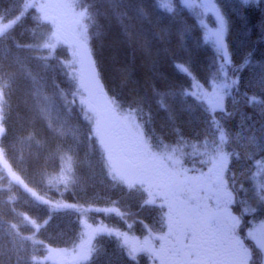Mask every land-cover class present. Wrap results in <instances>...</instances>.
Returning a JSON list of instances; mask_svg holds the SVG:
<instances>
[{
    "label": "trees",
    "instance_id": "16d2710c",
    "mask_svg": "<svg viewBox=\"0 0 264 264\" xmlns=\"http://www.w3.org/2000/svg\"><path fill=\"white\" fill-rule=\"evenodd\" d=\"M74 2L84 18L86 40L92 62H95L94 72L98 76L106 100L113 105L114 114L123 111L135 117L144 134L155 144L160 143L166 149H177L183 152L182 157L186 159V164L193 163L199 166V170L205 169V173L209 170L208 182L216 180L214 175H218V156L214 157V153H228L233 163L231 168L225 165L224 169L228 168L232 179L224 182L219 178V192H200L203 199L207 197V205L206 208L202 205L199 209L203 214L214 208L229 209L234 215L240 216L242 224L246 227L262 221L264 205L258 203L257 197L264 191V0H254L253 5L248 8H243L240 0H217V6L223 10L228 21L226 43L231 63L223 71L219 67L223 61L215 54L214 46L204 43V29L197 13L185 9L181 0H173L172 14L161 10L157 0ZM139 10H143L146 16H142ZM35 13L39 15L36 10ZM0 16L5 21L12 20L6 35L8 41L26 38L40 29L36 15L24 10V4L21 5L19 0H0ZM207 21L213 26L214 22L210 17ZM18 22H21V25H18ZM49 52L51 51L45 52L43 58L31 54L24 62L25 70L11 64L4 65V79L16 87V91L12 95L10 105L4 104L9 110L4 109L5 106L3 109L0 107V123L13 111L14 114L20 113L30 125L27 127L29 135L26 127H17L15 138L11 139L10 135L6 136L7 128H4L3 124L0 125V131H3L1 135L7 143L4 146V140L2 142L0 139V149L7 155L13 142L21 151L23 144L30 143L29 136L51 137L48 119L43 115V110L50 108L66 114L69 120L78 121L80 126L85 128V136L79 138L77 150L80 160L94 168L109 165L110 153L113 150L110 152L107 144L98 143V138L91 134L92 130L85 121L89 117L82 112L79 105L76 106L72 102L78 98V84L73 81L70 69L63 67L58 58L51 60L45 57ZM249 53V66L243 71H235ZM177 63L189 67L191 73L195 74L194 77L179 73L175 67ZM236 77H239L237 85L220 91L214 88L215 84L231 83ZM193 81L208 89L202 101L194 99L190 94H183L189 91ZM153 89L159 90L161 95H154ZM37 94L41 96L42 101L39 106L34 103V100L38 99ZM161 97L166 105L163 109L158 107L157 103ZM212 103L218 104L220 110ZM238 130L242 132L241 135ZM111 136H108L109 145L115 140ZM214 143L217 144L215 147ZM169 146L171 147L168 148ZM206 146L209 150L203 155L201 152ZM212 149L215 151H210ZM64 153L67 156L65 150L61 152L62 155ZM132 155L135 160L136 156ZM16 158L22 161L24 157L17 155ZM125 158L129 160L126 155ZM42 159L44 158L39 160ZM220 159L222 160V157L219 156V162ZM41 166L43 168L39 181L43 188L46 183L44 177L51 178L52 174L45 167L44 160L41 161ZM165 169V175L172 174L170 167L165 166ZM92 171L96 172L93 169ZM145 178L150 177L145 175ZM8 186L0 181L2 190ZM226 186L230 188L231 198L224 195L228 192L223 189ZM119 187L123 192L129 188L124 195H120L121 200H116L112 205L109 201L83 203L87 201L84 199L86 193H73L70 188L63 197L61 192L46 191L47 194H44L42 190L39 205L32 203L30 195L20 187L9 190L13 193L9 197L0 192V264H43L40 253L48 252L44 247L46 243L37 253L12 252L9 250L10 242L6 230L11 229L16 236H20L24 229L34 232L41 228L46 219L54 220L55 216L60 217L58 208L66 203L84 208L87 204L89 207L103 210L115 206L124 214L123 218L129 225L135 226L144 222L153 228V233L171 237L170 218L169 230L161 226L160 222L153 224V218L161 213L152 211L143 192H135L127 183L119 184ZM53 207L55 209H52ZM246 207L256 211L243 214ZM85 210L86 214L92 217L91 210ZM112 215L102 211L99 220L105 222V219ZM115 219L120 223L119 216ZM214 221L207 218L204 222L207 226ZM230 233L232 232L225 229L220 233L217 227L209 231L211 251L207 253L208 260L227 259L233 264L236 259L241 260V257L236 258L234 250L225 251L231 249ZM144 234L145 232H142V236ZM95 239L103 247L119 244L117 239H109L106 236H98ZM75 242V238L71 239L68 246L73 247ZM46 246L59 251V247L54 244ZM157 246L163 247L161 242H158ZM216 252H220V255H215ZM259 260L257 264H261ZM148 261L145 258L142 261H127L123 264H149Z\"/></svg>",
    "mask_w": 264,
    "mask_h": 264
},
{
    "label": "rangeland",
    "instance_id": "374dc122",
    "mask_svg": "<svg viewBox=\"0 0 264 264\" xmlns=\"http://www.w3.org/2000/svg\"><path fill=\"white\" fill-rule=\"evenodd\" d=\"M19 1L21 5L24 4V10H29L36 15L39 22L37 25L40 29L26 38L16 39L13 35L15 39L8 41L6 35L12 20L5 21L0 16V100H2L0 107L3 109L5 103H8L9 106L12 95L16 91V87L14 88L10 82L4 79V65L11 64L25 70L24 62L29 59L31 54H37L40 58H43L45 52L51 51L45 57L51 60L58 58L63 67L70 69L73 81L78 84L76 91L78 98L73 99L72 102L76 106L79 105L83 110L82 112L89 117L85 121L92 130L91 134L98 138L99 144H107L110 152L112 150L113 152L110 153L109 165L106 164L100 168H94L92 165L80 160L77 150L80 143L79 138L85 136V128L81 127L78 121L69 120L66 114H62L56 109H45L43 115L48 119V129L50 128V131H52L51 137L35 138L33 135L29 136L28 142L30 143L23 144L22 152L15 142L11 144L13 146L10 145L7 155L0 149V181H3L4 185H9L3 190L0 188L2 190L0 192H3L1 194L9 197L13 194L10 191L20 187L27 195H30L32 203L35 202L39 205L38 202L42 199L40 197L42 190H44V194H47L46 191H58L61 192L62 196L70 188L73 193H86L84 199H87V201L85 200L83 203L92 204L98 201H109L112 205V203L118 202V199L120 201V195H124L129 188L124 192L121 191L119 184H126L127 181L119 180L113 168L116 169L121 166V163L129 161L134 164L133 167H135L140 178L144 179L145 175L151 173V169L155 171L154 174L161 178L155 184L150 183L149 196L145 199L147 204L151 205L153 212L158 211L161 213L153 218V224L160 222L161 226H165L169 230L170 222L168 218L170 220L173 218L178 228H175L172 220L171 231L169 232L171 237L159 235L153 233V228L144 224V222L131 226L125 222L123 217H119L120 223H118L115 219L117 216L115 213H110L114 216L112 215L109 219L106 218L105 222H101L99 215L104 211L103 209L94 206L89 207L87 204L84 208V206L66 203L58 208L60 210L58 214H61L60 217L55 216L54 220L46 219L41 224V228L36 229L34 232H28L24 229L20 236H16L14 231H10L11 229L6 230L10 242L9 250L12 252L24 251L26 253L29 251L37 253L45 243L58 246L59 251H56L55 248L48 247L45 244L44 247L48 252L40 253L43 264H123L127 261H142L145 258L150 261L149 264H161V261L172 264L176 261L208 260L207 257L209 251H211L209 231L217 227L220 233H223L224 229L233 232L234 221L232 219L233 213L229 209L214 208L210 211L212 213L203 214L199 207L201 208V205H203L206 208L207 197L203 199L200 192L205 193L206 191L215 190L219 192V178L224 182H227V179H232L228 168L224 169L225 165L231 168L233 163L231 156L228 153L219 155L214 153V157L218 156L216 158L218 175H214L216 180L208 182L209 174L207 172L209 170L205 173V169L199 170V166L192 162L193 165L186 164V159L182 157L183 152L177 149H166L160 143L155 144L148 135L144 134L141 124L136 121L135 117L123 111L114 114L113 105L105 99L101 88L96 93L94 102L91 103L87 96L86 79L94 72V68L86 40L84 18L74 0H54L57 5L56 9L51 6V0ZM35 10L39 15L35 13ZM194 11L203 26L204 35L206 32L215 30L218 27L213 13H206L200 8H196ZM209 17L214 22L213 26L207 21ZM47 18L50 20L55 18L56 21H50ZM18 25H21V22H18ZM52 55L53 57H49ZM195 83L197 82H192L188 92H197L198 95L190 94V96L202 101L207 95L208 89L201 84L199 89H194L192 85ZM2 98H6V100ZM41 102V96L38 95V99L34 100V103L39 106ZM212 105L220 110L218 104L212 103ZM8 106H5L4 109L9 110ZM14 113L12 111L8 118L0 123V125L3 124L4 128H7L6 136L10 135V139L11 137L15 138L14 134L18 130L17 127H26L29 135L27 127L30 123L23 119L20 113ZM238 132L240 135L242 134L240 130ZM2 133L3 131H0V139L2 142L4 140L3 144L5 146L7 143L3 139ZM110 135L115 140L113 144L110 143L109 145L110 137L108 136ZM244 136L247 138L245 132ZM216 145V143L213 144L214 147ZM208 148H204L201 153L205 155L206 151L209 150ZM63 150L66 151L67 156L65 153L61 154ZM118 150L120 151L118 152ZM195 154H198V152H195ZM17 155H23V160L16 158ZM125 155L129 157V160H125ZM131 155L136 156V159L134 160ZM219 156L222 157L220 162ZM68 157L71 159H68ZM40 158H44L41 161L44 160L45 167L52 174L51 178L44 177L46 183L43 188L39 181L43 168ZM160 166L171 168L172 174L170 173L169 176L164 177V181L159 170ZM92 169L96 172L93 173ZM136 173L133 170L131 172L128 170L127 176L132 175L133 177L136 176ZM176 179L178 184L172 187V184H176ZM128 184L132 189L133 183L128 180ZM10 186H12L11 189ZM223 189L228 191L224 195L231 198L230 188L226 186ZM184 192L188 195H184ZM42 202L44 201L42 200ZM184 203L189 204V207ZM52 209H55V207ZM85 209L91 210L92 217L86 214ZM172 209L177 214H174ZM124 212L126 215L128 214L127 211ZM185 212L188 221L185 216H181ZM197 217L201 220V224ZM207 218L215 221L206 226L204 221ZM260 222H264V219ZM100 225L114 227L113 229H117L126 235L128 240L141 250L134 253L136 259L129 258V249L128 247H121V241H117L119 243L117 246L112 245L109 247H103L102 244L96 242L97 239L95 238L98 236L90 241L89 238L95 235L93 227ZM142 232H145L143 236ZM194 236L196 237L195 241L193 240ZM74 238L76 242L73 247H69L68 243ZM108 238L114 239L115 237ZM40 239L42 240L40 241ZM158 242H161L162 248L157 246ZM190 243H196L198 246L193 249L188 247ZM90 248H97L99 251L92 254L90 261H84L83 257L89 252ZM235 254L236 258L240 257L238 252ZM259 261L264 264V258ZM239 262L240 260L236 259L234 264Z\"/></svg>",
    "mask_w": 264,
    "mask_h": 264
},
{
    "label": "snow or ice",
    "instance_id": "6c2138e0",
    "mask_svg": "<svg viewBox=\"0 0 264 264\" xmlns=\"http://www.w3.org/2000/svg\"><path fill=\"white\" fill-rule=\"evenodd\" d=\"M158 7L168 14H172L174 12L173 0H157ZM182 5L185 9L195 10L196 8L203 9L206 13H213L215 16V21L218 24V27L215 30H211L206 32L203 37L205 45L211 43L214 46V51L217 56H219L223 63L219 65L221 71H223L230 63V54L228 52V45L226 43V33L228 30V21L226 15H224L223 10L217 6V0H181ZM254 0H240V4L243 8H248L253 5ZM258 2V0H257ZM142 16H146V13L143 10H139ZM93 60V65H94ZM251 63V54L245 56L242 60L241 64L236 67L235 71H243L245 68L249 66ZM176 70L184 75H191L194 77V73H191V69L189 67H185L184 64L177 63L175 64ZM239 83V77L234 78L231 83H220L215 84L214 88L218 91L229 89L234 85ZM194 89H199L201 87L200 83H195L192 85ZM154 95H161L159 90L153 89ZM184 95H198L197 92L185 91ZM158 107L162 109L166 107L163 98L159 99ZM213 111L215 109L213 108ZM258 203L264 205V191H261L260 195L257 197ZM235 203V201L233 202ZM106 214L115 213L119 217H123V213L118 207H110L104 209ZM249 211H256V209L245 208L243 210V214H247ZM234 221V231L230 233L231 237V249L238 252L241 260L239 264H257V260L264 258V222H260L258 224H253L251 226H245L242 224L241 218L239 215L232 216ZM246 228V230H245ZM93 232L95 235L91 236L89 239L93 241V239L97 236L101 237H115L118 241H121V247H128L129 258L132 260L136 259L134 253L137 251H141L138 247H136L132 242H130L126 235L122 234L119 230L113 229L106 225H100L93 227ZM193 240H196V237H193ZM198 245L196 243H190L188 247H192L195 249ZM97 248H90L89 252L83 257L84 261H90L92 259V254L94 252H98ZM215 255H220V252H216ZM161 264H166V262L161 261ZM172 264H233L232 261L227 259H212V260H189L185 262H172Z\"/></svg>",
    "mask_w": 264,
    "mask_h": 264
},
{
    "label": "flooded vegetation",
    "instance_id": "af4514ba",
    "mask_svg": "<svg viewBox=\"0 0 264 264\" xmlns=\"http://www.w3.org/2000/svg\"><path fill=\"white\" fill-rule=\"evenodd\" d=\"M125 160H127V159H125ZM133 166L134 165L132 163L130 164V163H127V162L126 163L123 162V163H121L120 167H117L116 169L115 168L114 169H115V172L120 176L121 179L128 178L129 181H131V183H133L132 184V189H134L135 192H139V193L143 192L144 196L147 197V196H149V193H148L149 190L148 189H150L149 188L150 183L151 184H155L157 181H160L161 178L157 174H154L155 171L153 169L150 170L151 173L147 174V176H149L150 178H145V177H144V179L140 178L138 173H136L135 167H133ZM160 167L161 168L159 170H160V173L162 175V180L164 181V177H166L167 175H165V172H163V171H165L166 169L163 166H160ZM128 170L130 172L133 170V172L136 173V176H133V177H132V175L131 176H127V171ZM175 182H176V184L175 183L172 184V187H175V185L178 184L177 183L178 182L177 179L175 180ZM172 212L174 214H177V213H175L173 211V209H172ZM181 216H185V219L188 221L187 216H186V212L181 214ZM172 220H173V223L175 224V228H178V226L176 225V223H175L173 218H171V225H172Z\"/></svg>",
    "mask_w": 264,
    "mask_h": 264
},
{
    "label": "water",
    "instance_id": "95a60500",
    "mask_svg": "<svg viewBox=\"0 0 264 264\" xmlns=\"http://www.w3.org/2000/svg\"><path fill=\"white\" fill-rule=\"evenodd\" d=\"M86 91L89 101L94 102L96 93L100 90V84L98 76L95 72H92L86 79Z\"/></svg>",
    "mask_w": 264,
    "mask_h": 264
},
{
    "label": "bare ground",
    "instance_id": "6f19581e",
    "mask_svg": "<svg viewBox=\"0 0 264 264\" xmlns=\"http://www.w3.org/2000/svg\"><path fill=\"white\" fill-rule=\"evenodd\" d=\"M47 1V0H46ZM45 1V2H46ZM51 6L53 7V9H56L57 8V5L54 3V0H51ZM51 8V7H50ZM149 169V168H148Z\"/></svg>",
    "mask_w": 264,
    "mask_h": 264
}]
</instances>
